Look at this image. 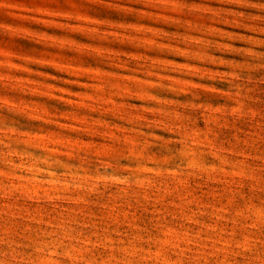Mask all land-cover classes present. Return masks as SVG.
Returning <instances> with one entry per match:
<instances>
[{
	"label": "rangeland",
	"instance_id": "1",
	"mask_svg": "<svg viewBox=\"0 0 264 264\" xmlns=\"http://www.w3.org/2000/svg\"><path fill=\"white\" fill-rule=\"evenodd\" d=\"M0 264H264V0H0Z\"/></svg>",
	"mask_w": 264,
	"mask_h": 264
}]
</instances>
